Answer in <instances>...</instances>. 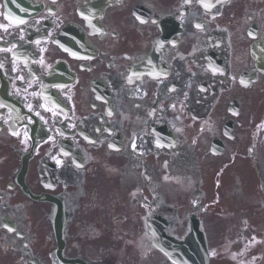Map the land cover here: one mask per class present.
Returning <instances> with one entry per match:
<instances>
[{
  "label": "flooded vegetation",
  "instance_id": "flooded-vegetation-1",
  "mask_svg": "<svg viewBox=\"0 0 264 264\" xmlns=\"http://www.w3.org/2000/svg\"><path fill=\"white\" fill-rule=\"evenodd\" d=\"M22 1L0 0V264L134 242L131 264H173L148 261L149 219L181 238L216 209L264 264V0Z\"/></svg>",
  "mask_w": 264,
  "mask_h": 264
},
{
  "label": "water",
  "instance_id": "water-1",
  "mask_svg": "<svg viewBox=\"0 0 264 264\" xmlns=\"http://www.w3.org/2000/svg\"><path fill=\"white\" fill-rule=\"evenodd\" d=\"M204 248V247H203ZM188 251H190V250H188ZM188 251L186 252L187 254H185V256H186V258H187V260L188 261H191V260H193L192 259V256H188ZM201 251H199V253H200ZM203 262V261H202ZM203 264H204V262H203Z\"/></svg>",
  "mask_w": 264,
  "mask_h": 264
},
{
  "label": "snow or ice",
  "instance_id": "snow-or-ice-1",
  "mask_svg": "<svg viewBox=\"0 0 264 264\" xmlns=\"http://www.w3.org/2000/svg\"><path fill=\"white\" fill-rule=\"evenodd\" d=\"M206 7H207V5H206ZM15 23H17V24H23V23H25V21L24 20H16Z\"/></svg>",
  "mask_w": 264,
  "mask_h": 264
}]
</instances>
